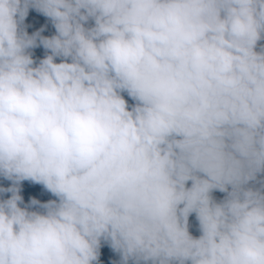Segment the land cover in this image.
I'll return each mask as SVG.
<instances>
[{
    "label": "clouds",
    "instance_id": "obj_1",
    "mask_svg": "<svg viewBox=\"0 0 264 264\" xmlns=\"http://www.w3.org/2000/svg\"><path fill=\"white\" fill-rule=\"evenodd\" d=\"M0 264H264V0H0Z\"/></svg>",
    "mask_w": 264,
    "mask_h": 264
}]
</instances>
